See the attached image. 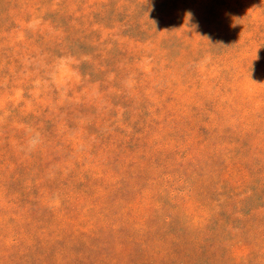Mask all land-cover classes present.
<instances>
[{
  "label": "rangeland",
  "instance_id": "374dc122",
  "mask_svg": "<svg viewBox=\"0 0 264 264\" xmlns=\"http://www.w3.org/2000/svg\"><path fill=\"white\" fill-rule=\"evenodd\" d=\"M43 215L221 218L233 262L264 264L241 234L264 216V0H0V264H41Z\"/></svg>",
  "mask_w": 264,
  "mask_h": 264
},
{
  "label": "trees",
  "instance_id": "16d2710c",
  "mask_svg": "<svg viewBox=\"0 0 264 264\" xmlns=\"http://www.w3.org/2000/svg\"><path fill=\"white\" fill-rule=\"evenodd\" d=\"M138 193L139 190L134 191L135 196ZM108 196L104 195L105 204L116 205ZM126 199L128 204L133 197ZM45 219L54 230L24 231L27 239L33 241L29 248L34 246L41 255V264H237L231 258V248L224 244H233L236 236H227L229 222L221 218L216 219L217 230H172L170 223L166 226L160 217L152 216L150 230H91L83 234L73 227L67 230L68 223L63 224L57 216L40 218L44 222ZM130 221L128 217L126 223ZM245 232L247 245L262 247L264 216H256L248 228L243 226L241 234ZM3 260L7 259L0 261ZM34 262L30 259L28 264Z\"/></svg>",
  "mask_w": 264,
  "mask_h": 264
}]
</instances>
